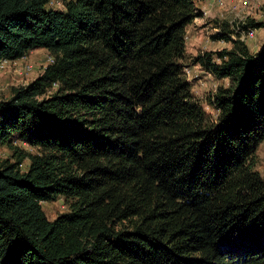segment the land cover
I'll return each mask as SVG.
<instances>
[{
  "label": "trees",
  "instance_id": "obj_1",
  "mask_svg": "<svg viewBox=\"0 0 264 264\" xmlns=\"http://www.w3.org/2000/svg\"><path fill=\"white\" fill-rule=\"evenodd\" d=\"M61 2L0 0V60L53 59L0 99V264H264V40L221 28L193 57L228 81L213 118L184 71L195 0Z\"/></svg>",
  "mask_w": 264,
  "mask_h": 264
},
{
  "label": "rangeland",
  "instance_id": "obj_2",
  "mask_svg": "<svg viewBox=\"0 0 264 264\" xmlns=\"http://www.w3.org/2000/svg\"><path fill=\"white\" fill-rule=\"evenodd\" d=\"M195 3L202 12V17L194 19L187 26L185 68L189 71L188 80L191 83L193 94L199 99L205 111L214 118L217 111L209 103V98H211V95L219 85H226L228 81L227 79L214 78L211 74L201 69L199 65L194 64L192 59L199 53L216 51L230 46L227 41L217 38L216 34L221 33V28L229 31L233 27L236 28L238 24L244 27H252L253 24L264 23V0H195ZM62 6L63 4L61 3V5H54L53 7L62 8ZM214 23L219 28H215ZM263 40L264 26L255 28L253 38L244 39L243 41L248 46H257L258 48L262 45ZM48 56L49 53L45 49H35L26 56L16 59L10 66L1 69L0 99L9 98L12 87L26 85L37 77L44 67L50 63L47 59ZM25 62H29L32 65V69L26 73L20 70V67ZM16 144L24 146L23 148L28 151L34 152L36 150L19 141ZM11 153L12 151L8 146L0 145V160L9 158ZM255 161L256 170L261 175H264V141L259 144L255 151ZM27 163L28 161L25 160L21 169H25ZM41 204L47 218L50 220L69 209V201L62 196H57L53 200L43 201Z\"/></svg>",
  "mask_w": 264,
  "mask_h": 264
},
{
  "label": "built area",
  "instance_id": "obj_3",
  "mask_svg": "<svg viewBox=\"0 0 264 264\" xmlns=\"http://www.w3.org/2000/svg\"><path fill=\"white\" fill-rule=\"evenodd\" d=\"M61 1L60 0H49V5L50 6H54V5H61ZM232 31H233V34H232V38L235 40V39H239L241 41H243L244 39H251L253 38L254 36V32H255V28H252V27H244V26H241V25H237L236 28H232ZM185 38H186V35H185ZM48 61L51 63L53 61L52 57L49 55L48 56ZM16 60H9V59H6V58H3L0 60V70L7 67V66H10L12 62H14ZM21 71L26 73V72H29L31 69H32V65L29 63V62H25L23 64L22 67H20ZM184 71L187 75V78L189 77V71L184 68ZM25 84L21 85V86H24Z\"/></svg>",
  "mask_w": 264,
  "mask_h": 264
},
{
  "label": "crops",
  "instance_id": "obj_4",
  "mask_svg": "<svg viewBox=\"0 0 264 264\" xmlns=\"http://www.w3.org/2000/svg\"><path fill=\"white\" fill-rule=\"evenodd\" d=\"M197 7H198V6H197ZM198 8H199V7H198ZM199 10H200V9H199ZM217 22H218V21H217ZM215 23H216V21H215ZM215 23H214V25H215L214 27H215V28H217V27H218V25H217V24H215ZM218 24H219V23H218ZM218 28H219V27H218ZM255 47L257 48V46H253V47H252V46H250V45H249V48H250V50H252V51L256 50V48H255ZM187 51H188V50H187ZM17 60H18V59H17Z\"/></svg>",
  "mask_w": 264,
  "mask_h": 264
}]
</instances>
